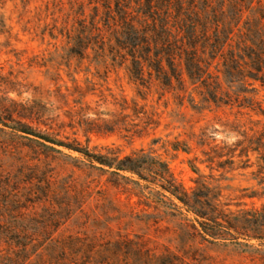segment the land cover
Segmentation results:
<instances>
[{"label":"trees","instance_id":"trees-1","mask_svg":"<svg viewBox=\"0 0 264 264\" xmlns=\"http://www.w3.org/2000/svg\"><path fill=\"white\" fill-rule=\"evenodd\" d=\"M52 11L69 56L79 63L128 68L140 84L146 82L148 95L170 94L179 105L211 104L205 109L212 110L247 103L251 112L264 116V95L258 98L264 92V0H54ZM193 93L200 96L198 102ZM257 124L242 153L229 148L227 160L233 164V158L245 156L242 162L251 167L250 154L257 153L253 174L264 185V121ZM14 128L35 137L24 136L35 162L26 154L18 168L0 167V264H146L145 235L135 232L133 222L141 218L130 202L112 195L110 180L61 176L55 165L61 158L104 172H109L105 166L117 165L119 171L111 174L127 184H159L183 204L171 203L173 209L166 213L184 215L185 208L202 227L183 219L189 239L181 249L186 253L202 243L198 237L215 242L221 235L238 239L236 233H241L222 208L220 192L210 195V184L218 180L213 175L199 176L197 188L188 192L168 162L144 149L120 158L114 150L95 153L77 138L59 140ZM182 143L177 141L175 149L189 150ZM57 146L79 152L89 163ZM221 150L210 155L212 162L222 156ZM121 170L138 179L121 175ZM253 218L255 223L262 220L256 237L264 238V205ZM222 228L235 232L224 234Z\"/></svg>","mask_w":264,"mask_h":264},{"label":"rangeland","instance_id":"rangeland-1","mask_svg":"<svg viewBox=\"0 0 264 264\" xmlns=\"http://www.w3.org/2000/svg\"><path fill=\"white\" fill-rule=\"evenodd\" d=\"M53 2L0 0V167L16 169L26 154L30 156L28 161H34L24 136L35 137L14 127L59 140L77 138L95 153L114 150L120 158L144 149L148 155L168 162L173 177L188 192L197 188L199 176L217 177L210 184V195L220 192L222 208L241 232L236 233L238 239L221 235L215 242H207L198 237L196 240L202 243L186 253L181 249L189 239L183 219L202 227L196 214L185 208L184 215L169 216L166 209H173L171 203L183 204L159 184L149 188H143L147 184L144 180L140 186L127 184L111 174L112 170L119 171L117 165L105 166L109 172H104L83 163L69 164L65 158L55 162L56 171L61 176L111 181L107 184L112 195L130 202L140 215L141 220L133 222L135 232L145 235L146 264H163L168 259L171 264H264V238L256 237L261 236L263 222L255 223L253 218L264 205V185L253 174L257 153L250 154L254 163L251 167L242 162L245 156H236L233 164L227 160L229 148L236 155L242 153L249 144L248 135L255 134L257 121H264V116L251 112L247 103L212 110L205 109L211 104L194 108L184 101L179 105L170 94L148 95L146 82L140 84L128 68H105L73 60L57 29L60 22L54 21L57 14H53ZM257 87L261 88L260 83ZM263 95L262 91L258 98ZM199 97L193 93L195 102ZM98 127L99 131L92 130ZM177 141H184L181 146L189 150H176ZM57 148L89 163L79 152ZM219 149L222 156L212 162L210 155H216ZM120 173L138 179L129 171ZM205 182L210 183L207 179ZM222 229L224 234L235 232ZM135 257L133 254L134 261Z\"/></svg>","mask_w":264,"mask_h":264}]
</instances>
